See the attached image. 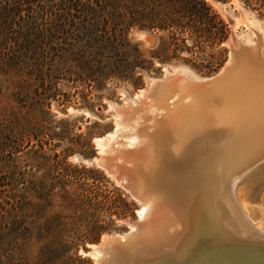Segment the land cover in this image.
Listing matches in <instances>:
<instances>
[{"label":"rangeland","instance_id":"rangeland-1","mask_svg":"<svg viewBox=\"0 0 264 264\" xmlns=\"http://www.w3.org/2000/svg\"><path fill=\"white\" fill-rule=\"evenodd\" d=\"M207 1L228 24L230 33V19L234 21V32L245 45L252 46L256 42V33H260L264 42V17L248 7L244 0ZM129 38L132 43L139 44L148 58L150 51L159 44L157 33L133 29ZM226 41L214 48L186 51L169 64L161 65L156 61L151 72L142 73L143 86L138 89L130 82L117 79L98 88L64 73L45 92L31 71H0V202L3 203L13 193H24L26 184L36 183H86L92 196L102 194L108 198L100 204L93 199L77 207L63 201L58 190L52 193L51 206L37 223L61 215L62 225L54 230L49 242L55 247L67 245V251L53 264H96L95 258L89 255L93 246L99 245L105 237L127 234L138 223L141 203L131 197L116 175L99 164L103 154L97 139L118 130L116 138L108 142V145L117 147L126 135L144 127L141 118L146 114L140 110L141 99L137 95L141 90L150 89L155 80H162L167 72H177L194 81L207 79L219 72L229 58ZM190 47L187 45L188 49ZM212 55L215 58L222 56L223 63L210 70L208 64ZM50 93L55 97L49 100L46 96ZM170 99L165 98L167 104L172 102ZM10 113H15L18 118L12 131L8 129L6 120ZM126 167L130 169V165ZM129 176L133 178L134 174L130 172ZM229 184L230 196L244 216L242 219L263 237L264 162L232 179ZM76 187L77 184L69 187L72 196L79 193ZM117 194L125 203L114 201ZM27 197L34 202V198ZM244 205L254 207V214L245 210ZM94 225H100L107 231L102 233L98 242H88L86 236L93 231ZM42 245L43 242L32 237L18 240L13 250L18 259L27 264H38ZM158 248L143 245V249L141 246L135 252H122L117 259L108 257L112 260L108 263L137 264L154 258Z\"/></svg>","mask_w":264,"mask_h":264},{"label":"trees","instance_id":"trees-1","mask_svg":"<svg viewBox=\"0 0 264 264\" xmlns=\"http://www.w3.org/2000/svg\"><path fill=\"white\" fill-rule=\"evenodd\" d=\"M244 1L264 17V0ZM133 29L159 35L149 58L130 40ZM229 33L228 24L207 0H0V71H31L45 92L64 73L98 88L117 79L138 89L143 86L142 73L151 72L156 61L165 65L186 51L220 46ZM222 63V56L212 55L209 69ZM54 97V93L46 96ZM6 120L8 129L14 130L17 115L10 113ZM73 184L79 192L74 196L69 191ZM86 185L26 184L24 193H13L0 202V264H27L13 248L18 240L32 237L43 242L38 264L61 259L67 245L55 247L49 242L62 225L61 215L37 222L44 218L56 190L63 201L75 206L108 199L102 194L92 196ZM114 201L125 203L120 194ZM92 230L88 242H98L107 231L100 225Z\"/></svg>","mask_w":264,"mask_h":264},{"label":"bare ground","instance_id":"bare-ground-1","mask_svg":"<svg viewBox=\"0 0 264 264\" xmlns=\"http://www.w3.org/2000/svg\"><path fill=\"white\" fill-rule=\"evenodd\" d=\"M258 72L255 66L246 62L235 73V80L224 95L188 108L182 122L174 121V115L181 111L180 108L188 106L187 101L175 98L168 88L154 99H144L145 90H141L137 97L145 101H140L139 105L141 112L146 114L140 117L145 123L144 127L126 135L117 147L108 145V142L116 138L118 130L97 139L103 155L115 157L122 169L134 174L133 178L128 179V185L134 198L141 203L138 216L142 221L137 228L131 227L134 235L126 244L119 243L105 250L107 258L117 259L122 252L132 253L141 246L143 249V245L147 248L159 247L161 250L158 248L155 257L165 252L173 253L192 240L196 233L213 243L264 245V236L254 232L242 219L244 216H241L230 196V184L226 181L235 168L236 160L242 155V144L250 133V129L246 131V124L254 126L264 111V73L260 77ZM167 97L172 101L169 104L165 100ZM211 113L220 119L214 123L216 129L206 135L201 132L206 124L201 123L202 128L197 125L198 129L196 121L198 117H211ZM157 117L170 123V137L173 139L167 159L159 146L152 142L150 132H147L154 129ZM133 157L135 162L132 161ZM127 165H130V169ZM135 180L140 183H132ZM243 208L248 211L249 207L244 205ZM126 240L127 237H124L123 242ZM91 256L101 254L96 252Z\"/></svg>","mask_w":264,"mask_h":264},{"label":"water","instance_id":"water-1","mask_svg":"<svg viewBox=\"0 0 264 264\" xmlns=\"http://www.w3.org/2000/svg\"><path fill=\"white\" fill-rule=\"evenodd\" d=\"M232 31L226 41L229 47V58L222 69L215 75L206 79V81H193L184 75L167 72L162 80H155L150 89L145 90L144 99H154L165 89H171L172 95L179 98L183 102L187 101L188 106L180 108L181 111L174 115V121L182 122L184 115L196 104L207 103L208 101L216 100L224 95L227 88L235 80V73L240 71V68L249 62L255 66L256 71H259V76L262 77L264 70V42L260 34L256 33L257 39L252 46L245 45L234 32V21L230 19ZM149 41V37H146ZM262 74V75H261ZM183 92V95H182ZM182 98V99H181ZM141 99V102L144 101ZM145 102V101H144ZM213 110V109H212ZM215 110V109H214ZM213 112V111H212ZM207 117H198L196 127L202 128L201 123H205L203 134H210L216 129L214 123L219 122V116L211 113ZM173 116V117H174ZM204 116V114H203ZM172 117V118H173ZM162 117L156 118V126L150 132L152 142L159 146L165 153V159L168 158V149L171 146L172 137L169 131V122L162 120ZM169 119V118H168ZM199 125V126H197ZM218 125V124H217ZM209 126V127H208ZM204 127V126H203ZM247 130L250 129V137L245 139L242 144V155L239 160H236L235 168L229 173L227 183L236 177L241 176L251 170L258 164L264 162V111L260 118L253 124H246ZM203 136V135H202ZM166 141L168 143H166ZM202 146V145H201ZM139 151V150H138ZM181 163V162H180ZM99 164L109 172L116 175L122 186L134 198L132 189L128 185L129 174L127 169H122L118 160L115 157L103 155ZM132 183H140L136 180ZM140 199V196H135ZM254 207H249L248 212L253 215ZM142 220L139 219L135 226L137 228ZM135 231H129L127 235L115 236L108 239H102L99 245L95 246L89 255L96 252L101 256H94L96 264H109L104 251L108 248H113L116 244H126L128 239L134 235ZM124 237L127 240L123 242ZM137 264H264V245L263 244H248L241 242H226L213 243L205 238L202 234L196 233L194 238L189 242L184 243L176 252L164 253L155 257L151 261H139Z\"/></svg>","mask_w":264,"mask_h":264}]
</instances>
